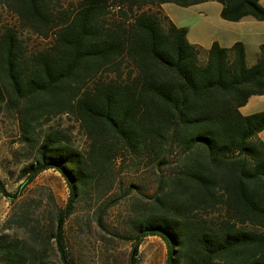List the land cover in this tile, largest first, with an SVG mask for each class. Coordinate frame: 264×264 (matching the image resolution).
<instances>
[{"label":"trees","instance_id":"obj_1","mask_svg":"<svg viewBox=\"0 0 264 264\" xmlns=\"http://www.w3.org/2000/svg\"><path fill=\"white\" fill-rule=\"evenodd\" d=\"M58 1L0 0L20 25L0 21V123L9 120L26 151L17 189L0 180L13 203L0 264H77L76 204L93 203L88 220L108 230L109 194L133 170L154 188L137 190L112 231L131 243L129 264L148 235L165 242V264H264V232L252 228L264 229V111L239 110L264 93V43L249 65L242 42L205 49L160 8L216 1L225 20H264L259 0ZM68 113L83 150L52 122ZM47 169L61 174L68 200L48 193L36 212L34 198L18 199Z\"/></svg>","mask_w":264,"mask_h":264},{"label":"rangeland","instance_id":"obj_2","mask_svg":"<svg viewBox=\"0 0 264 264\" xmlns=\"http://www.w3.org/2000/svg\"><path fill=\"white\" fill-rule=\"evenodd\" d=\"M61 3L68 7V5L73 6L77 3V0H63ZM54 5H59V1L54 0ZM206 5L209 8L210 15H212L215 12L213 6L217 7L219 4L208 2ZM195 10H198V8H192V11ZM2 20L14 26H20L13 13L0 4V21ZM24 39L30 46L40 43V40L28 33L24 34ZM52 122L58 129L64 131L74 147L80 150L86 147L87 138L74 115L71 113L58 115ZM25 154L26 151L10 126L9 120L5 119L4 122L0 123V180L11 193L25 179L21 175V168L24 165L22 160ZM119 177L122 179L121 185L119 187L115 186L109 194L114 204L104 214V222L108 230H103L97 226L96 222L88 220L89 217H95L93 203L91 205L88 202L76 204L69 225H72L70 234L73 237L71 239L73 242V256L77 264H129L131 243L116 237L112 231L115 227H122L124 217H129L130 203L137 197V190L151 193L154 183L152 176L142 171L137 173L134 170L123 172ZM133 185L136 186L133 187ZM48 193H52L57 204L61 206L68 200V186L61 174L53 169L40 172L34 181L26 187L22 198L18 201L23 198H34L33 205L39 204L37 208L34 205V210L39 212L42 208L41 205H44L42 204L44 196ZM12 208L13 203L0 194V226L10 215ZM80 224H82L81 227ZM252 228L264 232V229ZM166 255L165 242L158 236L148 235L140 241L136 258L138 264H165Z\"/></svg>","mask_w":264,"mask_h":264},{"label":"crops","instance_id":"obj_3","mask_svg":"<svg viewBox=\"0 0 264 264\" xmlns=\"http://www.w3.org/2000/svg\"><path fill=\"white\" fill-rule=\"evenodd\" d=\"M208 2L216 1H206L185 7L165 2L160 5V8L177 26L187 28L186 37L189 42L205 49H208L214 41L226 48L237 41L242 42L246 61L249 65L253 64L260 44L264 43V20H257L252 16H245L238 21L225 20L220 16L221 5L218 2L217 7L213 6L215 12L210 15L209 8L206 7ZM258 2L264 8V0ZM192 8H198V10L192 11ZM239 110L244 115L264 111V93L252 95ZM259 137L264 142V129L259 133Z\"/></svg>","mask_w":264,"mask_h":264}]
</instances>
